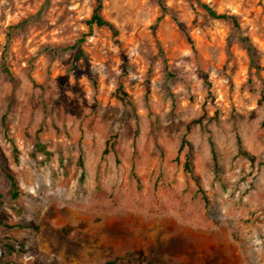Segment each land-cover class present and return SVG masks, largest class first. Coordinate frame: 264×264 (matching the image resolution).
<instances>
[{"label": "rangeland", "instance_id": "1", "mask_svg": "<svg viewBox=\"0 0 264 264\" xmlns=\"http://www.w3.org/2000/svg\"><path fill=\"white\" fill-rule=\"evenodd\" d=\"M95 5L0 0V264H264V0Z\"/></svg>", "mask_w": 264, "mask_h": 264}, {"label": "trees", "instance_id": "2", "mask_svg": "<svg viewBox=\"0 0 264 264\" xmlns=\"http://www.w3.org/2000/svg\"><path fill=\"white\" fill-rule=\"evenodd\" d=\"M103 1L105 0H96V5L90 15V17L85 21L86 25L89 27V28H92V26H96V27H102V26H105L107 27L108 29H113V25L111 22H109L108 20H105L101 14H100V11L102 9V6H103ZM201 7L213 18H218V19H227V18H233L232 16H228V15H225V14H218L216 13L213 9H211L208 5L206 4H201ZM108 142V141H107ZM107 153V149L104 148L103 151H102V154H106ZM244 154H246L244 152ZM246 156H248L246 154ZM183 168H184V171L186 173H189L190 172V168H189V165L188 163L185 161L184 164H183ZM7 177L10 181V184L11 186L14 187V180L13 178L7 174ZM12 195H14L15 193L12 192L11 193ZM101 264H115V260H111V261H106L104 263H101Z\"/></svg>", "mask_w": 264, "mask_h": 264}]
</instances>
